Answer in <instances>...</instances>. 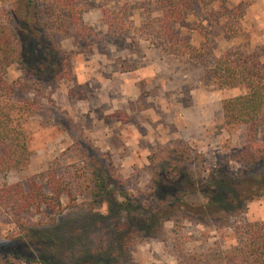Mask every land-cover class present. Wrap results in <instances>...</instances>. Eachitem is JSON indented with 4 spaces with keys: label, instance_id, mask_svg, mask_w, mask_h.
Masks as SVG:
<instances>
[{
    "label": "rangeland",
    "instance_id": "374dc122",
    "mask_svg": "<svg viewBox=\"0 0 264 264\" xmlns=\"http://www.w3.org/2000/svg\"><path fill=\"white\" fill-rule=\"evenodd\" d=\"M25 1L0 0V19L21 32L23 17L37 24L50 2L34 0L38 10L23 15ZM81 4L82 25L60 38L69 69L41 82L30 74L16 92L33 104L23 123L29 157L0 177L62 191L63 210L35 204L19 223L11 208L0 211V264H235V227L264 220V196L209 216L203 191L233 175L249 193L244 181L264 162L233 159L250 142L248 126L225 125L222 102L246 89L218 87L211 70L229 49L264 61V0L197 3L172 28L162 0ZM104 9L121 19L110 27ZM22 76L18 63L6 70L8 82ZM255 143L264 149V118Z\"/></svg>",
    "mask_w": 264,
    "mask_h": 264
},
{
    "label": "trees",
    "instance_id": "16d2710c",
    "mask_svg": "<svg viewBox=\"0 0 264 264\" xmlns=\"http://www.w3.org/2000/svg\"><path fill=\"white\" fill-rule=\"evenodd\" d=\"M215 1L223 0H162L164 22L170 24L171 28L172 25L185 23L187 14L194 5H207ZM23 5V15L34 9L38 10L34 0H26ZM84 12L81 0H50L39 12L37 24H34V18L29 15L23 17L26 19L24 32L0 19V177L4 172L22 167L29 157L28 136L23 123L33 110V104L28 98H16L18 88L26 85V77L30 74L35 75L37 81L42 80L44 75L59 79L61 66L65 67L66 71L69 69L71 55L63 49L60 38L68 30L82 25ZM103 12L110 27L121 19L120 14L114 10L104 9ZM21 33L25 34L21 36ZM205 38L208 39V36ZM13 63L23 67L25 77L8 82L6 70ZM62 73L66 74L64 71ZM211 76L220 88L246 89L243 94L223 100V120L225 125L248 126L250 142L232 157L249 167L258 166L260 162H264V149L255 143L257 131L264 118V61L256 54L229 49L214 61ZM234 177L217 176L208 181L203 191L206 197V204L201 207L203 214L210 216L220 211L229 216L244 211L248 201L264 196V171L262 174H251L250 178L245 179V185L250 187L249 193L239 190L237 186L240 182ZM106 179L105 174L99 178L100 188ZM51 192L50 195L46 194L45 190L38 188L35 183H31L29 188L22 182L12 185L0 183V211L11 208L18 223L22 214L35 204L48 203L61 212L62 191L53 189ZM178 200L180 201V198ZM143 211L138 209L142 215ZM157 213H160V209H156V215ZM167 218L172 216L161 217L159 227H162ZM152 221L150 218V222ZM235 231L238 241L233 250L235 264H264V220L238 224ZM91 260L93 259L85 257L79 262L91 264ZM97 261L100 262L99 259Z\"/></svg>",
    "mask_w": 264,
    "mask_h": 264
}]
</instances>
